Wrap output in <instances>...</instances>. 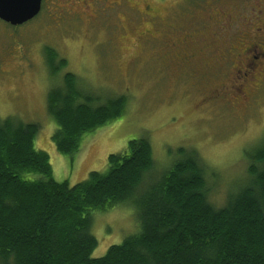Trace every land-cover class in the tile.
I'll return each mask as SVG.
<instances>
[{"label": "rangeland", "instance_id": "obj_1", "mask_svg": "<svg viewBox=\"0 0 264 264\" xmlns=\"http://www.w3.org/2000/svg\"><path fill=\"white\" fill-rule=\"evenodd\" d=\"M184 34L194 57L180 64L171 43ZM253 42L264 46V0H42L23 24L0 19V118L37 124L35 148L48 154L53 178L70 185L104 171L108 155L131 139L149 141L155 173L180 157L178 147L194 149L208 200L219 206L248 179L250 154L264 136V56L252 68L237 64L243 44ZM60 57L66 65L53 74ZM68 71L101 103L125 98L122 114L84 133L72 155L56 150L47 108L49 88ZM139 230L135 203L94 211L92 257Z\"/></svg>", "mask_w": 264, "mask_h": 264}, {"label": "trees", "instance_id": "obj_2", "mask_svg": "<svg viewBox=\"0 0 264 264\" xmlns=\"http://www.w3.org/2000/svg\"><path fill=\"white\" fill-rule=\"evenodd\" d=\"M65 65L60 57L51 71ZM60 80L47 93L57 125L52 140L72 155L84 133L122 114L125 98L101 103L76 74ZM38 130L0 118V264H264V136L250 154L248 179L217 206L194 149L178 147L180 157L155 173L149 141L131 139L125 151L108 155L104 171L70 185L53 178L48 154L35 148ZM30 172L40 177L26 178ZM124 203L138 207L140 230L92 257V213Z\"/></svg>", "mask_w": 264, "mask_h": 264}, {"label": "flooded vegetation", "instance_id": "obj_3", "mask_svg": "<svg viewBox=\"0 0 264 264\" xmlns=\"http://www.w3.org/2000/svg\"><path fill=\"white\" fill-rule=\"evenodd\" d=\"M248 39H249V35L245 40V42H247ZM191 42H192L191 35L189 34H184L183 36L172 40L171 48L173 50L172 59L174 62L185 64L192 60L194 54H193V48L191 47ZM228 48L231 49L232 47H230L229 44H227L225 50L227 51ZM168 49H170V46L168 47ZM237 56L241 59L243 57V60L239 59L240 61L237 64L244 63L249 67H251L252 64H255L258 61V59L264 56V46L262 45L259 46L258 44H256V42L243 44V48L237 54ZM249 60H251V62H249L250 64H248Z\"/></svg>", "mask_w": 264, "mask_h": 264}, {"label": "water", "instance_id": "obj_4", "mask_svg": "<svg viewBox=\"0 0 264 264\" xmlns=\"http://www.w3.org/2000/svg\"><path fill=\"white\" fill-rule=\"evenodd\" d=\"M42 0H0V19L13 26L34 18L41 10Z\"/></svg>", "mask_w": 264, "mask_h": 264}]
</instances>
